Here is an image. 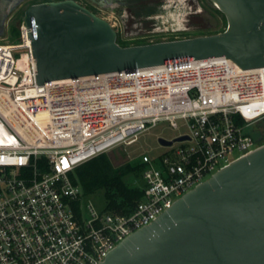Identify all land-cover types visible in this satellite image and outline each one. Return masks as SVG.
Here are the masks:
<instances>
[{"label":"built area","instance_id":"built-area-1","mask_svg":"<svg viewBox=\"0 0 264 264\" xmlns=\"http://www.w3.org/2000/svg\"><path fill=\"white\" fill-rule=\"evenodd\" d=\"M104 19L121 47L193 38L165 23L157 30L168 36H135ZM19 39L0 43V264L105 262L187 193L264 145L252 134L264 121V67L243 69L220 56L39 85L24 21ZM160 123L188 132L161 137L173 144L158 140L165 151L139 157L143 198L128 212L81 202L77 213L83 190L75 170L137 144Z\"/></svg>","mask_w":264,"mask_h":264},{"label":"water","instance_id":"water-1","mask_svg":"<svg viewBox=\"0 0 264 264\" xmlns=\"http://www.w3.org/2000/svg\"><path fill=\"white\" fill-rule=\"evenodd\" d=\"M210 1L227 20L224 32L133 47H121L114 27L76 0L31 5L24 22L37 83L220 56L243 69L264 67V0ZM100 264H264V145L198 185Z\"/></svg>","mask_w":264,"mask_h":264},{"label":"rangeland","instance_id":"rangeland-1","mask_svg":"<svg viewBox=\"0 0 264 264\" xmlns=\"http://www.w3.org/2000/svg\"><path fill=\"white\" fill-rule=\"evenodd\" d=\"M43 1L52 2V1H57V0H0V6L5 5L4 7H2L3 8L2 12H0V43H19L20 26L22 22L24 21L25 11L31 5L43 3ZM76 1L79 2L81 5L85 6L86 8H88L89 10H91L92 12H97L98 15L102 18H107L109 20L113 19L112 18L113 13H110L109 11L103 8L99 10L96 7L97 0H76ZM172 1L173 0H171V2ZM203 1L208 5L211 12L221 17L220 24L216 26L215 28L214 27L209 28V31H205V32L197 31L196 33L183 32L182 34H179V35L184 36V37H190V36L198 37V36H204V35L208 36V35L222 33L226 30L227 20L224 14L221 13L219 10H216L215 7L211 4L210 0H203ZM170 4H173V6L167 12H165V10L162 8V5H160V3L158 5L157 3L152 4V5L158 10L156 15H159V14H161V16H167L171 14H174L176 16L178 15L177 17L179 19H177L176 17L174 18V20L177 23H181V20L183 22L184 16L189 12V10H187L186 8H183L184 3H182L181 0H175L174 2ZM179 14L180 15L182 14V17ZM120 15L121 13H118L117 16H120ZM153 22L154 24H157L158 27H163L160 24L159 20H156ZM143 23H146L144 24V28L148 29L147 22L143 21ZM171 24L172 23L170 22L166 26L171 28L173 27ZM13 27L18 32L17 36L12 32ZM150 35H155V37H153L155 40L161 39L164 36H168V35H161V34H150ZM122 36L123 38L124 37L126 38L125 35H122ZM119 42L122 45L129 44V43L126 44L123 42L121 43L120 39H119ZM16 55H18V53ZM179 123L182 124V122H179ZM252 130H253V133H252L253 136L256 139L262 138L260 143H263L264 142L263 121L258 124H254ZM181 132H188V130L186 128H181L179 131H177V130H173L172 128H170L168 123H160L157 127L152 128L148 132L142 134L137 144L133 146H129V147L123 146L121 149L110 152L108 154L109 159L111 160L115 168L122 167L126 164H130V163L132 164V163L138 162L139 157L143 153L148 152L152 149L157 150L158 153H162L163 151H165V149L160 148V145L158 142L159 138L163 137L166 139H174ZM179 147H181L180 144H176L174 146L175 149ZM124 181L132 189H141L145 186L140 171L126 176L124 178ZM81 202L83 203V205L92 203L98 211L105 210L108 204L106 196H105V190L96 191L94 194H91L88 196H84V192H83Z\"/></svg>","mask_w":264,"mask_h":264},{"label":"flooded vegetation","instance_id":"flooded-vegetation-1","mask_svg":"<svg viewBox=\"0 0 264 264\" xmlns=\"http://www.w3.org/2000/svg\"><path fill=\"white\" fill-rule=\"evenodd\" d=\"M156 1H157V5L159 3L160 5H162V8L165 10V12L169 11V9L173 6V4H170L172 3L171 0H156ZM183 2H184L183 8H186L187 10H189V12L183 18V24H182L183 26L179 28L181 31H189L192 33H196L197 31L205 32V31H209V28H213V27L215 28L220 24L221 17L211 12L210 8L203 0H183ZM96 3L98 5V6L96 5V7L99 10L103 8L109 11L110 13H113L112 16L113 19H111V21L116 23L118 26L124 27L126 33L128 34H132L135 36H142L141 34L147 35V34L159 33V30H157L158 26L157 24H154L153 21L159 20L160 24L162 25L163 20L161 19L163 16H161V14L156 15L158 10L153 5L150 8V10L145 14L146 7H144V5L141 4L142 3L141 1L140 3H138V5L129 2L126 3V0H117L116 3L111 1L101 0V1H97ZM211 4L215 7L216 10H218L214 3L211 2ZM4 6L5 5L0 6V12H2L3 10L2 7ZM94 13L98 15L97 12ZM118 13H121V15L117 16ZM213 18L215 19V21L213 20ZM143 21L147 22L148 29L144 28V24L146 23H143ZM263 125H264V121H263Z\"/></svg>","mask_w":264,"mask_h":264},{"label":"trees","instance_id":"trees-1","mask_svg":"<svg viewBox=\"0 0 264 264\" xmlns=\"http://www.w3.org/2000/svg\"><path fill=\"white\" fill-rule=\"evenodd\" d=\"M61 1V0H57ZM46 2V1H43ZM12 32H18L13 27ZM264 143V142H263ZM140 171L138 162L115 168L108 154H102L95 159L79 166L72 176L75 184L83 189L84 196L105 190L107 209L111 211L128 212L143 198L142 189H132L124 178ZM81 201L74 204L77 213H80Z\"/></svg>","mask_w":264,"mask_h":264},{"label":"crops","instance_id":"crops-1","mask_svg":"<svg viewBox=\"0 0 264 264\" xmlns=\"http://www.w3.org/2000/svg\"><path fill=\"white\" fill-rule=\"evenodd\" d=\"M97 1H101V0H97ZM102 1H104V0H102ZM106 1H111V2H117V0H106ZM140 1L142 2L141 4L142 5H144V7H146V10H145V14H146V12H148L149 10H150V8L152 7V4H155V3H157V1L156 0H126V3H133V4H135V5H138V3H140ZM175 0H173L172 2H174ZM182 1V3H184L183 2V0H181ZM155 9V8H154ZM141 11V10H140ZM139 11V12H140ZM138 12V13H139ZM149 14V13H148ZM180 15V14H179ZM178 16V15H177ZM176 15H174V14H171V15H167V16H163L162 17V23H165L166 25L167 24H169L170 22L172 23V28H174V29H177V28H180L181 26H183L182 24H183V22H182V20H181V23H177L175 20H174V18H176L177 17ZM181 17H182V14L180 15ZM177 19H179L178 17H177ZM177 21H179V20H177Z\"/></svg>","mask_w":264,"mask_h":264}]
</instances>
